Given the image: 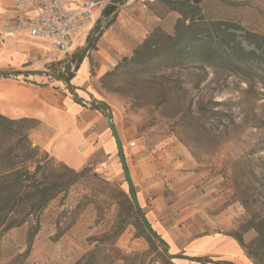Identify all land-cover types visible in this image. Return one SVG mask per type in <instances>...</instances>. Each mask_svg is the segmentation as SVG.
Listing matches in <instances>:
<instances>
[{
    "label": "rangeland",
    "instance_id": "374dc122",
    "mask_svg": "<svg viewBox=\"0 0 264 264\" xmlns=\"http://www.w3.org/2000/svg\"><path fill=\"white\" fill-rule=\"evenodd\" d=\"M104 1L97 22L103 30L113 27L112 16L102 12L114 3ZM137 3L158 17L150 32L161 27L175 33L181 15L161 0H122L118 10ZM196 5L207 22L238 25L232 31L247 50L256 47L244 38L246 32L264 43V0H203ZM98 33L91 31L89 37ZM219 36L214 33L215 39ZM86 46L87 41L73 46L68 55L52 49L48 65L83 53ZM124 57L108 62L101 74L100 63L91 59L94 92L111 108L140 206L169 253H184L195 237L239 232L253 264H264V82L200 63L103 78ZM48 65V73L58 76L64 62L56 71ZM13 144L0 136V155ZM16 148L12 154L22 153ZM38 154L52 157L42 149ZM50 162L57 166L61 161ZM86 167L37 219L4 233L0 264H167L164 247L151 243L137 224L120 156L109 166ZM157 196L163 207L154 203ZM36 221L40 229L26 254L28 232Z\"/></svg>",
    "mask_w": 264,
    "mask_h": 264
},
{
    "label": "crops",
    "instance_id": "0c3cea01",
    "mask_svg": "<svg viewBox=\"0 0 264 264\" xmlns=\"http://www.w3.org/2000/svg\"><path fill=\"white\" fill-rule=\"evenodd\" d=\"M64 1L68 8L77 10L84 0ZM117 13L113 27L104 30L96 49L83 59L69 82L48 73L45 65L50 61L48 54L53 48L47 41L31 38L26 30L20 31L17 38L0 35V71L23 72L19 77L0 75V114L12 119L39 120L40 125L30 133L33 144L78 171L92 163L109 166L119 155L108 115L95 105L101 100L94 92L91 59L100 63L97 71L103 73L109 68L108 62L131 56L135 47L158 25V17L140 8L138 3L124 5ZM34 14L33 10L17 14L12 10V0H0V26L8 20L27 19ZM99 19L97 14L91 24L74 37V46L88 40ZM112 167L115 169L117 165L114 163ZM154 203L163 207L162 196L155 197ZM178 254L253 264L234 237L220 233L195 237L184 253ZM175 260L177 264H217L188 258Z\"/></svg>",
    "mask_w": 264,
    "mask_h": 264
},
{
    "label": "trees",
    "instance_id": "16d2710c",
    "mask_svg": "<svg viewBox=\"0 0 264 264\" xmlns=\"http://www.w3.org/2000/svg\"><path fill=\"white\" fill-rule=\"evenodd\" d=\"M161 1L181 15L176 22L175 33L169 34L161 27L155 28L135 47L131 56H125L112 71L105 73L103 78L118 75L119 72L126 70L148 73L155 68L200 63L211 67H227L237 72L258 76L264 82V43L260 41V36L246 32L244 38L256 47L254 50H247L238 40V34L232 31L239 29L235 23L205 21L200 14L199 6L190 0ZM121 2L122 0H118V4H109L103 10L105 17L112 16L109 25L116 21ZM99 27L97 24L93 28V35L95 30H99V33L96 37L88 38L85 52L75 54L73 52L70 57L65 58L66 60L50 62L49 65L48 62L46 65L56 71L58 64L63 61L64 65L62 71L59 70L58 77L69 82L75 76L76 68L80 67L87 56L86 52L96 48L99 37L104 33ZM214 33H218L219 38L215 39ZM21 74L23 72L14 71L2 72L0 75L19 77ZM95 105L109 116L111 108L108 104L100 101ZM39 125L40 121L35 118L12 119L0 114V136L14 141L8 152L0 155V167H3L0 172V239L8 230L23 226L29 218L37 219L52 200L75 184L88 169L85 167L81 171H76L64 162L54 166L50 162L53 156L50 159L39 156L41 148L33 144L30 136L31 131ZM16 147L22 148V153L12 154ZM133 208L137 215V224L147 232V239L164 247L163 257L167 264H177L176 258L234 264L230 261H214L208 256L192 258L182 254H170L167 242L164 239L160 242L155 238V235H160L154 229L152 233L143 222L141 212L135 205ZM39 229V221H36L28 232L26 254L30 252L33 239ZM258 231L261 233V230ZM230 236L234 237L242 247H246L242 233L234 232Z\"/></svg>",
    "mask_w": 264,
    "mask_h": 264
},
{
    "label": "built area",
    "instance_id": "2783aa9c",
    "mask_svg": "<svg viewBox=\"0 0 264 264\" xmlns=\"http://www.w3.org/2000/svg\"><path fill=\"white\" fill-rule=\"evenodd\" d=\"M104 4V0H84L79 9L72 10L64 0H12V10L17 14L25 10L35 14L8 20L0 26V35L17 38L20 31L26 30L31 38L47 41L53 49L68 55L74 37L91 24Z\"/></svg>",
    "mask_w": 264,
    "mask_h": 264
},
{
    "label": "water",
    "instance_id": "95a60500",
    "mask_svg": "<svg viewBox=\"0 0 264 264\" xmlns=\"http://www.w3.org/2000/svg\"><path fill=\"white\" fill-rule=\"evenodd\" d=\"M201 1H203V0H193V2L195 4H198ZM114 4H118V0H114ZM81 61H82V59L80 60V62ZM78 69H79V66L76 68V70H78ZM1 73L2 72L0 71V74ZM108 119H109V123H110V127H111V130H112V133L114 134V136L116 138V141H117L119 156H120V159H121V162H122V166H123V169H124V172H125V176L127 178V182H128L129 189H130L132 198L134 200L135 206H136L137 210H139L141 212V218H142L143 222L146 224L148 229L153 233L154 230H153L151 224L149 223L146 215L144 214V212L142 211V208L140 206V203H139V200H138V196H137V193H136L135 188H134V183L132 181V178H131V175H130V172H129V169H128V166H127V163H126V158H125V155H124L123 144H122V141H121V139L119 137L117 128L115 126L113 113H112L111 110H110V114L108 116ZM155 238H157L160 242L164 241L163 238L158 236V235H155Z\"/></svg>",
    "mask_w": 264,
    "mask_h": 264
}]
</instances>
